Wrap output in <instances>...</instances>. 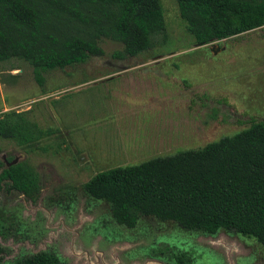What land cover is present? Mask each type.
<instances>
[{
  "label": "rangeland",
  "instance_id": "374dc122",
  "mask_svg": "<svg viewBox=\"0 0 264 264\" xmlns=\"http://www.w3.org/2000/svg\"><path fill=\"white\" fill-rule=\"evenodd\" d=\"M160 2L165 38L135 56H115L122 45L102 38V55L49 70L43 84L24 60L0 63V115L26 111L51 130L32 144L0 136V170L21 161L39 186L31 196L0 188V264L43 251L60 264H176L153 255L166 246L186 264H264L250 235L145 216L127 227L83 189L100 170L198 149L264 120V25L196 45L176 0Z\"/></svg>",
  "mask_w": 264,
  "mask_h": 264
},
{
  "label": "trees",
  "instance_id": "16d2710c",
  "mask_svg": "<svg viewBox=\"0 0 264 264\" xmlns=\"http://www.w3.org/2000/svg\"><path fill=\"white\" fill-rule=\"evenodd\" d=\"M176 2L196 45L264 25V0ZM164 31L160 0H0V63L24 60L43 84L49 70L102 55V38L120 43L122 49L114 55L123 58L149 49ZM45 133L51 130L30 120L26 111L0 115V136L18 144H32ZM12 161L8 158L0 170V188L26 196L36 193V174L21 161ZM83 189L106 200L114 219L127 227L145 216L186 230L225 229L250 235L264 246V120H253L198 149L100 170ZM153 255L186 264L184 253L177 255L167 246ZM11 264L60 260L43 251L20 256Z\"/></svg>",
  "mask_w": 264,
  "mask_h": 264
},
{
  "label": "water",
  "instance_id": "95a60500",
  "mask_svg": "<svg viewBox=\"0 0 264 264\" xmlns=\"http://www.w3.org/2000/svg\"><path fill=\"white\" fill-rule=\"evenodd\" d=\"M16 160L14 159L13 161H12V163H14Z\"/></svg>",
  "mask_w": 264,
  "mask_h": 264
},
{
  "label": "flooded vegetation",
  "instance_id": "af4514ba",
  "mask_svg": "<svg viewBox=\"0 0 264 264\" xmlns=\"http://www.w3.org/2000/svg\"><path fill=\"white\" fill-rule=\"evenodd\" d=\"M14 160V159H13Z\"/></svg>",
  "mask_w": 264,
  "mask_h": 264
}]
</instances>
